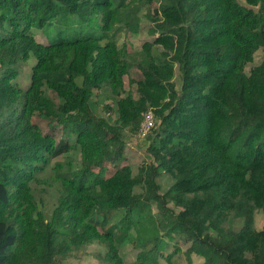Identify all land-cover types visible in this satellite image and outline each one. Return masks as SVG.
Segmentation results:
<instances>
[{"label": "trees", "instance_id": "1", "mask_svg": "<svg viewBox=\"0 0 264 264\" xmlns=\"http://www.w3.org/2000/svg\"><path fill=\"white\" fill-rule=\"evenodd\" d=\"M138 1L157 4L147 15L152 41L129 53L117 47V20ZM242 1L246 7L237 0H0V264H60L94 240L106 244L103 264H139L123 261L107 216L123 211L120 220L132 223L142 203L167 213L168 201L179 208L173 226L200 264H264V224L252 226L256 210L264 219V0ZM136 12L125 24L130 32L139 28ZM89 16L100 32L79 35ZM49 27L57 38L38 42L32 30ZM258 50L262 61L246 73ZM31 58L21 89L17 66ZM133 66L141 75L136 97L123 83ZM100 88L114 92L116 126L93 114ZM146 111L151 161L133 175L122 164L120 128L137 131ZM35 116L56 122L63 138L43 134ZM71 151L79 166H53L58 196L46 217L32 184L51 159ZM105 164L114 168L110 176ZM162 174L173 183L161 194ZM230 220H240L239 229Z\"/></svg>", "mask_w": 264, "mask_h": 264}, {"label": "rangeland", "instance_id": "2", "mask_svg": "<svg viewBox=\"0 0 264 264\" xmlns=\"http://www.w3.org/2000/svg\"><path fill=\"white\" fill-rule=\"evenodd\" d=\"M129 1V0H128ZM133 1V0H132ZM237 2L246 7L247 5L242 0ZM157 7L156 3L147 4L144 1L140 4V1L134 3L130 2V7L118 17L117 25L120 27L117 33V47L125 46L129 53L141 49V46L146 41H152L149 29L152 26L151 18L153 17V9ZM134 11L138 19L139 28L136 32H130L127 30L126 21L132 17ZM87 18V16H86ZM85 21V19L83 20ZM88 24L81 25L78 29L79 35H94L100 32V24L97 17L89 16ZM75 27L74 24L71 25ZM35 39L40 43H48L50 40L57 38V34L54 33L50 27L46 30H40L37 34V30H32ZM39 35V36H38ZM263 59V53L258 50L254 56L253 61L246 65L245 72L248 73L249 69L258 65ZM35 64V59L31 58L26 62L20 63L17 66V78L15 82L21 89H26L29 85L30 76L32 74V67ZM141 75L139 70L133 66L129 68L128 74L123 76L124 88L130 91L134 97H136L134 82L140 79ZM133 81V82H132ZM173 81L178 88L180 85L179 72L175 68V76ZM113 91L109 88H100L94 90L91 97L93 114L99 118L104 119L111 126H116L117 115L115 114V98L113 97ZM47 95L51 98L52 104L56 106L60 100L54 92L48 91ZM151 111V109H150ZM147 112V111H146ZM144 112V113H146ZM137 131H129V127L120 128L121 140L124 144V156L125 160L123 165H128L132 174L138 173L141 165L149 163L151 159L146 153L145 135L142 131L144 114ZM153 121V118H152ZM32 122L36 123L43 134L53 136L56 140L63 138L61 126L54 121H48L34 117ZM152 124V123H151ZM78 154L71 151L69 154L63 157H57L51 159L48 163V168L44 172L36 176V181L33 182L32 187L35 192L37 207L40 209L46 217H49L54 206L57 202L59 184L53 181V166L57 163L63 165L69 160L72 164V170H76L80 161L78 160ZM57 161L56 163H54ZM107 176H110L114 172V168L108 164ZM160 193H165L173 183V179L168 174H162L157 179ZM141 188H136L135 192L138 193ZM168 212L162 213L155 203L145 204L142 203L140 207V215L134 222H122L120 219L123 216V211H117L116 213H110L107 216V224L105 228L113 225L112 233L113 240L117 245L118 253L125 263L138 262L139 264H200L202 263L201 257L195 253H191L190 246L191 241L184 239L183 234L179 231L178 227H174L175 213L179 211V208L175 207L170 201L165 205ZM232 227L237 230L241 226L240 220H230ZM160 223L166 225V228H161ZM264 224V219L261 211L256 210L253 215V228L257 231L261 230ZM158 226V228H157ZM171 226V227H170ZM174 227V229H173ZM169 229H172L169 231ZM159 230V233H158ZM101 231V230H100ZM102 232V231H101ZM105 238L108 236V232L102 233ZM118 240H123L119 243ZM162 241L164 246L155 248L156 244ZM106 244L99 240H94L91 244L83 246L79 249H73L69 254L63 257L60 264H103L98 255H103L106 251ZM155 249H154V248ZM137 255L140 256V262L137 259ZM54 264H57L54 261Z\"/></svg>", "mask_w": 264, "mask_h": 264}, {"label": "built area", "instance_id": "3", "mask_svg": "<svg viewBox=\"0 0 264 264\" xmlns=\"http://www.w3.org/2000/svg\"><path fill=\"white\" fill-rule=\"evenodd\" d=\"M151 123H152L151 112L147 111L144 115L143 128H142V131H144V133L149 130Z\"/></svg>", "mask_w": 264, "mask_h": 264}]
</instances>
